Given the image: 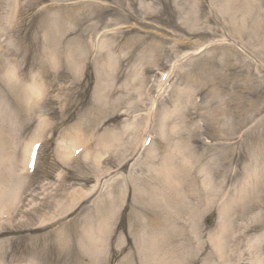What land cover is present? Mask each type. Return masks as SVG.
<instances>
[{
  "label": "rangeland",
  "instance_id": "rangeland-1",
  "mask_svg": "<svg viewBox=\"0 0 264 264\" xmlns=\"http://www.w3.org/2000/svg\"><path fill=\"white\" fill-rule=\"evenodd\" d=\"M159 248L264 264V0H0V264Z\"/></svg>",
  "mask_w": 264,
  "mask_h": 264
},
{
  "label": "bare ground",
  "instance_id": "bare-ground-1",
  "mask_svg": "<svg viewBox=\"0 0 264 264\" xmlns=\"http://www.w3.org/2000/svg\"><path fill=\"white\" fill-rule=\"evenodd\" d=\"M30 147H32V146H30ZM31 149V148H30ZM30 151V150H29ZM158 222V221H157ZM158 224H160V222H158L157 224H155V226H157ZM259 226H256V228H258ZM261 228H263V226L261 225L260 226ZM255 227H253L252 229H254ZM162 249L161 248H159L157 251H156V253H157V256L156 255H154V258H155V262L157 263V264H170L169 262H167L166 260V258H165V255H163V254H161V253H159V251H161ZM166 256H168L169 258H170V260L172 261V260H175L174 259V254L171 252L170 254H168V255H166Z\"/></svg>",
  "mask_w": 264,
  "mask_h": 264
}]
</instances>
